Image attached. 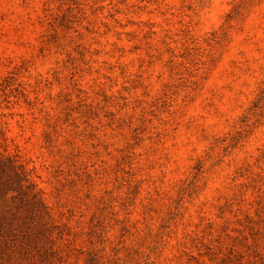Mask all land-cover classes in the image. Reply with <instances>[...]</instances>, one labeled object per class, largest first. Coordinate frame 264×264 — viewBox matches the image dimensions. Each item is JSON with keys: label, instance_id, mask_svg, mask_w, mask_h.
I'll list each match as a JSON object with an SVG mask.
<instances>
[{"label": "clouds", "instance_id": "clouds-1", "mask_svg": "<svg viewBox=\"0 0 264 264\" xmlns=\"http://www.w3.org/2000/svg\"><path fill=\"white\" fill-rule=\"evenodd\" d=\"M0 264H264V0H0Z\"/></svg>", "mask_w": 264, "mask_h": 264}]
</instances>
